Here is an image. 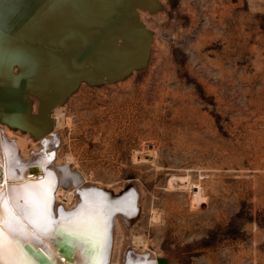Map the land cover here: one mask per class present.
Wrapping results in <instances>:
<instances>
[{"label": "rangeland", "instance_id": "obj_1", "mask_svg": "<svg viewBox=\"0 0 264 264\" xmlns=\"http://www.w3.org/2000/svg\"><path fill=\"white\" fill-rule=\"evenodd\" d=\"M168 1L143 15L147 65L62 103L52 164L85 172L80 187L135 182L139 214L116 217L109 264L120 246L162 264H264V0Z\"/></svg>", "mask_w": 264, "mask_h": 264}, {"label": "bare ground", "instance_id": "obj_2", "mask_svg": "<svg viewBox=\"0 0 264 264\" xmlns=\"http://www.w3.org/2000/svg\"><path fill=\"white\" fill-rule=\"evenodd\" d=\"M157 2L172 7L168 0ZM155 7V0H0V163L4 170L0 228L5 242L12 229L19 241L15 251L3 253L0 264L8 260L15 264H69L49 239H44L49 246L38 249L32 237H43L34 228L33 219L26 220L24 211L23 223L10 212L16 207L31 212L24 186L46 190L48 207L53 192L57 200L67 198L65 208L82 200L77 209L50 221L54 234L50 237L59 243H76L81 251L88 242L87 253L78 254L81 256L73 264H104L110 216L122 211L123 215H115L116 222L117 216L124 219L137 210L136 184L121 195L100 189L78 193L79 184L88 178L85 172H73L72 167L57 169L49 150L64 122L61 105L72 93L84 83H115L143 68L156 41V32L147 26L143 15L161 10ZM82 51L84 57L78 61ZM6 139H14L16 148L11 149ZM13 157L14 174L10 177L7 166ZM59 160L61 164L74 159ZM36 163L42 164L43 175L25 182L29 172H36L28 171L27 165ZM36 217L37 224L43 226L41 216ZM122 247L116 249L120 252L117 263L161 264L153 253L128 258L125 252L122 255Z\"/></svg>", "mask_w": 264, "mask_h": 264}, {"label": "water", "instance_id": "obj_3", "mask_svg": "<svg viewBox=\"0 0 264 264\" xmlns=\"http://www.w3.org/2000/svg\"><path fill=\"white\" fill-rule=\"evenodd\" d=\"M157 1L158 0H155V2H156L155 9H161L162 7L159 5V3ZM174 1L175 0H170V2L175 5V2ZM33 3H32V5H33ZM135 15H137V14L135 13ZM138 17H139V15H138ZM147 32L148 33H151V31L149 29L147 30ZM83 57H84V54H83V51H82L77 56L78 61H81L83 59ZM146 63L147 62L144 63L143 67L145 65H147ZM54 141H55L54 143H56V139ZM54 146H55V144H53L52 147H54ZM52 159H54V153L52 154ZM13 160H14V157L11 158V160H10L8 166H7V170H8L7 172H8V175L10 177L13 176V174H14V172H13L14 169L12 167ZM65 164H67V163H65ZM41 165H42L41 163L27 165V170L28 171H31L32 170V171H36V172H34V173H30L29 172L26 175L25 182L35 180L36 179L35 177H39V176H42L43 175V171L40 170ZM76 170L77 169H72L73 172H75ZM3 172H4L3 165L0 163V191H2V187H4L3 186V184H4V182H3V179H4ZM134 183L135 182H133V181L127 182L126 185L118 193H116V194L117 195H121L129 187L134 186ZM89 189H100V190L106 191L107 193H110L112 195H115V193L113 192V188L112 187H108L107 185H99L97 183L83 185V186L77 188V192L80 193L81 191H85V190H89ZM52 197H53V199L51 200V206L48 207V209H47V216H49L48 217L49 221H51V219H52L53 222L54 221H58L64 213H67L68 211H72L74 209H77L80 206V204L82 203V200H79L76 203V205H74L70 209L69 208L67 209V208H65L63 206L62 202H59V201L57 202L56 201L57 199L55 198L54 192L52 193ZM54 206H55V208H54ZM16 208H15V212L14 213H13L12 209H11L10 212L12 214H14V216L16 217V219L18 221L21 222L22 221L21 218H24L23 217L24 216L23 215V211L21 209H19V208H17V209ZM139 210H140V205H139V207L137 208V210L135 211L134 214L125 216L124 220L126 222H129V223L132 222V221H134L136 219V217L138 216V214H139ZM17 212H18V215L16 214ZM117 214L123 215L124 213L122 211H117V212H115V214H112L110 216V218H109V222H108L109 225L106 228V233H107V250L104 252V254H105L104 257L106 258V260L104 261V264H109V262H110L109 256H110V251H111V246H112V240H113V230H114V226H115V215H117ZM37 215L38 214L27 215L26 216V220L27 221H31V219H33V221H34V228L43 237V239L42 238L40 239L39 237H37L35 235L33 236V237H35V239H33V240H35L37 246L39 247L38 249H42V248L45 249V247L49 246V245H47V243L44 240V239H49V240H51V244L53 246L57 247V249H58L57 253H59V255H63L66 263H69V264H73L77 260V258L79 259V256H81V255L78 256V254H80V253H84V254L87 253V248H88V242L87 241H86V243H84V247L81 249V251H79L78 250V247H76V243L75 244H73V243H66V245H65V244L59 243L60 241H57V239L55 237H50V236L54 235V234H52V232H53L52 230H51V235L50 236H45L43 234V232L41 231V228L37 227V223L39 222V220H37L38 218L36 217ZM39 219H42V217H40ZM21 223H23V221ZM26 242L29 243V241H26ZM70 251H72V252H70ZM45 257L48 258V256H46V255H45ZM139 264H148V263L142 262V263H139Z\"/></svg>", "mask_w": 264, "mask_h": 264}, {"label": "snow or ice", "instance_id": "obj_4", "mask_svg": "<svg viewBox=\"0 0 264 264\" xmlns=\"http://www.w3.org/2000/svg\"><path fill=\"white\" fill-rule=\"evenodd\" d=\"M46 143V142H45ZM25 199L29 205H31V212L28 209H22L26 215L38 214L44 220V225L37 224V227L41 228V231L45 236L51 235L50 221L47 216L48 209V197L46 190H35L29 188V186H24ZM8 236L10 237L6 242L4 239V230L0 228V258L4 252H12L16 250V245L19 244L17 240V233L15 229L9 231ZM35 239V237H32ZM15 241V245L14 242ZM4 264H15L14 260L5 261Z\"/></svg>", "mask_w": 264, "mask_h": 264}]
</instances>
